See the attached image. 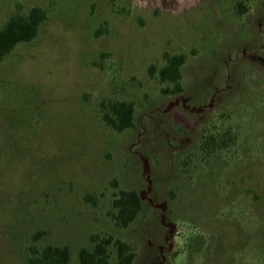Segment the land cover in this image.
<instances>
[{
  "label": "rangeland",
  "instance_id": "rangeland-1",
  "mask_svg": "<svg viewBox=\"0 0 264 264\" xmlns=\"http://www.w3.org/2000/svg\"><path fill=\"white\" fill-rule=\"evenodd\" d=\"M33 7L39 33L0 62V264L34 243L79 264L93 234L135 264H264V0H0V28ZM166 54L185 55L179 91ZM123 189L143 205L118 227Z\"/></svg>",
  "mask_w": 264,
  "mask_h": 264
},
{
  "label": "trees",
  "instance_id": "trees-1",
  "mask_svg": "<svg viewBox=\"0 0 264 264\" xmlns=\"http://www.w3.org/2000/svg\"><path fill=\"white\" fill-rule=\"evenodd\" d=\"M243 4L237 2L242 11ZM46 17L41 7H33L26 13L12 14L0 28V62L19 43L32 41L39 33ZM185 61L184 54L165 55V64L158 70V78L162 82L173 84V91L181 87V68ZM103 119L117 130L131 127L134 107L126 101H108L104 105ZM215 137L207 139L205 144L215 142ZM143 199L136 189H123L113 198L110 217L118 227H127L133 222L142 209ZM40 233L34 235L37 240ZM92 247H81L78 252L79 264H135L136 252L130 243L112 235L93 234ZM70 249L68 246L46 244L39 248L35 243L28 248L25 264H68Z\"/></svg>",
  "mask_w": 264,
  "mask_h": 264
},
{
  "label": "built area",
  "instance_id": "built-area-1",
  "mask_svg": "<svg viewBox=\"0 0 264 264\" xmlns=\"http://www.w3.org/2000/svg\"><path fill=\"white\" fill-rule=\"evenodd\" d=\"M168 232H169V238L178 233V228H177V225L176 224H169V229H168ZM161 253H162V250H161ZM163 256V255H162Z\"/></svg>",
  "mask_w": 264,
  "mask_h": 264
}]
</instances>
